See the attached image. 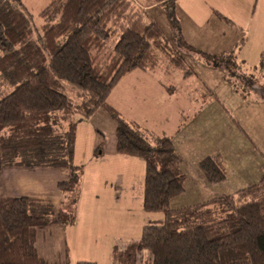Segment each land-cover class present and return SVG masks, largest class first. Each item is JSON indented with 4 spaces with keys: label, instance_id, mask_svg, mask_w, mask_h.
<instances>
[{
    "label": "trees",
    "instance_id": "obj_1",
    "mask_svg": "<svg viewBox=\"0 0 264 264\" xmlns=\"http://www.w3.org/2000/svg\"><path fill=\"white\" fill-rule=\"evenodd\" d=\"M168 1L175 3L154 0ZM39 16L45 21L40 27L22 0H0V172L14 165L66 168L68 178L58 189L67 196L78 188L83 170L73 162L78 122L108 111L118 120L117 152L146 163L143 208L164 214L161 223L144 226L138 240L113 250L111 264H224L227 252L236 254L234 260L244 254L251 264H264V171L258 183L234 194L173 208L186 174L172 137L123 119L107 101L125 74L156 69L159 52L175 47L164 41L159 23L148 19L137 0H51ZM177 36L194 49L181 29ZM203 54L217 66L236 63L231 52ZM167 59L179 63L173 55ZM249 81L256 85V75ZM63 82L78 90L64 93L58 89ZM198 169L212 184L227 176L218 155L201 160ZM74 222L72 212L48 200L0 196V264H51L38 253V230Z\"/></svg>",
    "mask_w": 264,
    "mask_h": 264
},
{
    "label": "crops",
    "instance_id": "obj_2",
    "mask_svg": "<svg viewBox=\"0 0 264 264\" xmlns=\"http://www.w3.org/2000/svg\"><path fill=\"white\" fill-rule=\"evenodd\" d=\"M149 3L151 5H162L154 2V0H149ZM178 3H180L184 12L193 15L190 18L197 28L203 29L209 28V23L213 21V17L209 18L210 14H215L219 21L242 28V26L237 25V22L241 20L242 13L245 15L251 13L252 16L256 12V9H252V5L264 7V0H254L251 4L246 0L247 6L244 5V0H175V7ZM233 7L241 10L235 20L226 15ZM214 23L213 26H217ZM183 37L188 43L185 34ZM222 53H227V51L210 52L208 54L218 55ZM262 59L261 66L256 65L253 67L248 66L245 60H242V66L245 70L255 71V73L260 71V77L263 79V82L259 83L261 87L264 86V55ZM155 71L156 69L143 70L136 68L125 74L110 92L107 98L108 103L118 111L123 119L137 123L143 130L155 135L172 137L175 150L182 160V170L186 174L185 191L178 197L186 194L188 183H200V190L195 197L202 198L204 201L224 194H234L231 191H226L231 182L225 184L228 183L229 173L227 172L226 159L221 153H218L219 151L203 153V151L193 150V156L190 154L187 156L186 151L179 147L178 135L184 131L182 128L185 119H187V123L196 119V126L193 128L192 134L209 133L211 134L209 138L211 142L218 140L222 131H224L221 110H218L215 106L207 107L209 103L206 102L205 92L202 94V100L196 98L192 101V97L190 101L187 99V104L180 105L174 97L178 93L175 87L172 85L167 87L164 85L165 82L162 83L161 78L158 81ZM203 87L210 91L208 86L203 85ZM196 88L198 87L196 86L192 91ZM214 96L216 97L215 92ZM245 99L250 100L246 101L249 105L245 108L244 116L252 124L250 127L245 128L241 127L238 122L236 124L249 140H254L257 137L264 142V97L261 98L256 95V97L248 96ZM222 107L224 111L230 114L225 105H222ZM189 109H191L190 112ZM175 119L179 120V124L174 127L175 129L171 127L164 129L163 125L169 124L170 121L171 126V120L174 122ZM117 124L116 118H113L105 110H98L89 118L78 122L76 154L75 152L74 154L75 158L79 157L81 160H78L77 165L84 167V176L89 180L94 179V174L98 171L109 176L104 180L106 185L104 186L105 191L101 194V199H93L83 209V213L79 217L76 216V221L72 225L53 224L41 228L37 244L44 243L42 245L44 253H40V255L44 258L48 256L52 260L48 259L51 264H65L62 259L65 254L69 257V264H76L80 261L111 264L113 250L123 248L128 243L138 240L144 226L150 224L148 220L151 218L149 219V216L145 214H143L144 219L141 221L135 217L128 219L122 214H108L107 211L97 207L101 203L119 205L124 199H129V202L133 203L131 200L135 196L138 199V205L141 204V201L143 203L146 163L142 158L122 155L117 152L115 140ZM154 125L157 127H154ZM230 131L231 137L239 141L241 147H247L241 136L233 130ZM192 147H194V144H192ZM217 155L221 156L224 161L227 176L223 182L212 184L199 171L198 164L206 157ZM187 160H190L197 167L193 168V172L185 169ZM263 171L264 165L254 171V174H256L254 180L260 181ZM260 172L262 175L257 179V176H259L257 174H260ZM67 178L68 172L65 168L9 166L0 172V196L35 197L49 200L58 206V204L64 203V200L61 199L62 194L58 190V182ZM244 181L245 178L242 176L233 181V183L238 184L235 193L239 189L259 182L255 181L245 186L243 185ZM25 183L36 184L39 188L24 194L22 189ZM231 185L233 188V184ZM42 186L45 190L41 189ZM63 197L66 196L63 194ZM180 207L184 206L180 205L173 208ZM47 233L60 236L61 244L59 247L54 246V241L48 238ZM46 249L49 250L48 254L45 251ZM234 255L236 256L233 252L225 253L224 264H239V259L234 260Z\"/></svg>",
    "mask_w": 264,
    "mask_h": 264
},
{
    "label": "rangeland",
    "instance_id": "obj_3",
    "mask_svg": "<svg viewBox=\"0 0 264 264\" xmlns=\"http://www.w3.org/2000/svg\"><path fill=\"white\" fill-rule=\"evenodd\" d=\"M22 1L32 13L34 23L40 27L45 21L39 16V12L51 0ZM253 1L254 0H247L250 4ZM137 2L141 5L144 11L147 12L148 19L155 20L162 27L164 31V41L169 42L172 45L176 44L172 49L169 48L168 50H161V52H159L160 62L155 71L159 78L156 77V79L160 80L161 78L166 85H172L175 87L178 93L174 97H176L175 99L180 105L185 103L187 104V99L190 101V98L192 97V101L196 98L202 100V94L205 92L206 102L209 103L207 107L215 106V108L221 110L220 112L223 119L222 126L224 127V131H222L221 137L218 140L211 142L209 139L211 134L209 133H204L202 135L192 134L193 128L196 126V119L190 120L188 123L187 119H185V124L182 128L184 131L178 135L179 147H182V149L186 151L187 156H189V154L193 156V150H197L198 152L203 151V153L219 151L218 153H221L226 159L227 172L229 173L228 183L225 184H229L230 182L233 184V188L230 184L226 191L235 193L238 184L233 183V181L241 176L245 178V181L243 182V185L245 186L255 181H259L254 180L256 179L254 171L264 165V142L259 140L257 137L254 140H249L248 137L240 130L236 122H238V124L243 128L250 127L252 123L244 116V113L246 112L245 108L249 105L246 101L250 99L245 98L248 96L256 97V95L261 98L264 97L263 90L259 89V86L261 88L259 83L263 82V79L260 77V71L256 73L255 71H247L242 66V60H245L247 65L251 67L256 65L261 66L263 62L264 17L262 16L264 15V7L261 5L255 7V5H252V9H256L255 14H252V16L251 13H248L247 15L242 13L241 20L237 22V25L242 26V28L227 24L224 21H219L215 14H210L209 18L213 17V21L212 23H209V28L203 29L197 28L195 23H193L190 18L193 15L184 12L180 3H178L177 7H175V3L173 4L170 1H168L166 5H151L149 0H137ZM244 5L247 6L246 0H244ZM239 11L241 10H237L233 7L230 12H226V15L234 18L235 20ZM176 20H178L179 23ZM213 22H215L214 24L217 26H213ZM180 29L182 34H185L188 43L191 44L194 49H187L183 44L179 43L177 35ZM117 37L118 36L111 39L109 48L114 47ZM223 50H226L227 52L231 51V53L235 56L236 63H227V65H229L228 68L225 66L226 63H223L221 66H217L212 59L207 58L203 54ZM171 55L177 58V61L179 62L178 65L170 63L167 59V56ZM180 57L181 59L179 61ZM182 60H184L185 63L188 62L189 67L194 70L192 74H186L188 65H185ZM250 74L256 75V85H252L250 83ZM203 85L208 86L210 91H207V88L204 89ZM196 86L198 88L192 91V89ZM187 88L188 90H186ZM58 89L72 96L74 93L73 91L78 90V87H74L67 82H63L62 86L58 87ZM214 92L216 93V97L214 96ZM222 105L226 106L230 114L223 110ZM190 111L191 109H189V112ZM106 112L110 115L108 111ZM177 124H179V120L175 119L174 122L171 120V126L169 121V124L163 125V127L164 129L170 127L175 129L174 127H176ZM155 125L158 126L159 124ZM155 125L154 127H157ZM230 130H233L241 136L247 147H241L240 142L231 137ZM192 144H194V147H192ZM74 152L76 154V143ZM75 154L73 162L77 165L78 160H81V158H75ZM185 166V169L189 172H193V168L196 167L190 160L185 162ZM65 170L68 172L66 168ZM257 175H259L257 176L258 179V177H261L262 173L260 172V174ZM107 176L109 175L98 171L94 174V179L89 180V178L84 176L83 167L80 183L76 190L66 194L67 196L64 198L63 194L58 189L62 194L61 199L64 200V203L58 204V206L55 205V208H63L64 210L72 212L76 221V216L79 217L83 213V209L88 206L93 199H101V194L105 191L104 186L106 185L104 180ZM38 188L39 187L36 184L31 185L29 183H25L22 192L27 194L28 192L35 191ZM41 189L45 190L44 186H42ZM199 190L200 183H188L186 194L181 197H175L171 202V206H188L204 201L202 198L195 197ZM134 192L136 193V190ZM129 201V199H124L121 204L115 206L110 205L109 203H101L97 207L107 211L108 214H122V216H125L128 219L135 217L141 221L144 219L143 214H145L146 216H149V219L151 218L148 220L150 224H159L161 223V220L158 219L164 218V214L162 212L146 211L143 208L142 201L141 204L138 205V199L136 196L131 200L133 203ZM40 230L42 229L38 230V237L36 239V247L39 254L44 253V248L42 247L44 243L40 242L37 244ZM47 236L54 241V246L59 247L61 244L60 236L56 234L50 235L48 233ZM45 251L47 254L49 253V250L46 249ZM239 257L241 259L239 260V264H251L248 255L241 254ZM46 258L47 260L49 259L48 256H46ZM62 259L65 261V257ZM138 264H141L140 260Z\"/></svg>",
    "mask_w": 264,
    "mask_h": 264
}]
</instances>
